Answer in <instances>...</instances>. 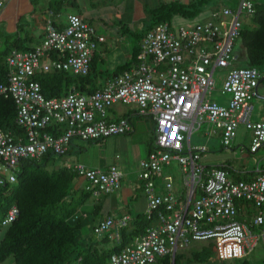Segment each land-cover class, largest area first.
Here are the masks:
<instances>
[{
    "label": "built area",
    "instance_id": "obj_1",
    "mask_svg": "<svg viewBox=\"0 0 264 264\" xmlns=\"http://www.w3.org/2000/svg\"><path fill=\"white\" fill-rule=\"evenodd\" d=\"M5 2L0 0V10ZM252 12V0H239L235 9L223 7L204 20L159 22L141 37L137 61L129 68L90 93L74 90L51 98L44 96L34 77L60 71L87 75L105 36L79 14H68L62 27L48 19L40 43L26 50L14 48L4 59L7 73L0 96L14 101L15 122L24 131L13 134L0 128V186L15 181L14 170L23 159H40L48 152L66 155L74 139L129 133L130 118L111 120L109 109L130 104L135 114L155 122L151 148L137 169L149 224L107 264H157L166 256L173 259L192 241L210 240L213 259L221 261L245 258L260 241L264 247V167L257 164L244 173L246 178H235L225 168L205 165L201 157L206 147L190 142L193 130L206 123L213 128L205 134L219 133L224 147L231 145L240 125L251 132V151L264 143V120L252 119V99L258 95L264 67L235 64L234 44L244 17ZM218 67L228 68L221 90L229 95L227 103L206 98L214 89ZM173 163L182 174L178 193L163 177ZM68 167L84 180L93 198L121 185L123 172L116 165ZM18 214L16 205L9 207L0 220V232ZM129 221L128 215H108L93 231L107 233L118 243Z\"/></svg>",
    "mask_w": 264,
    "mask_h": 264
},
{
    "label": "trees",
    "instance_id": "obj_2",
    "mask_svg": "<svg viewBox=\"0 0 264 264\" xmlns=\"http://www.w3.org/2000/svg\"><path fill=\"white\" fill-rule=\"evenodd\" d=\"M62 2L63 0H53V4L57 5L55 11L60 10L59 5ZM252 2L253 12L244 17L246 21H243L240 35L234 44L237 56L235 64L243 67H264V0ZM201 10V0L189 4L166 2L150 9L146 28L140 33H132L136 39L131 48L130 59L111 72L98 68L94 54L87 75L60 71L39 73L34 79L39 82L47 98L62 97L74 90L90 93L102 85L98 81L102 72L114 76L137 61L140 39L147 30L159 22L171 21L176 15L193 19L199 16ZM3 36L9 42L0 50V83L6 81V55L14 48H31L26 45L27 38L24 36L14 37L13 34L7 33ZM15 115L14 101L1 95L0 128L13 134H23L24 130L15 122ZM57 156L60 155L48 152L40 159L21 160L14 170L15 181L0 186V220L12 205H16L19 210L16 219L0 232V264L8 258H12L13 264H107L113 253L121 250L134 237L141 235L149 224L144 213L137 215L121 230L120 241L116 243L113 240L111 245H108L112 240L109 235L95 234L94 226L89 227V234H84L82 230L85 224L80 216L76 219H73V216L77 214L75 212L78 207L91 197L90 193L84 186L78 189L79 194L76 193L74 185L78 176L66 165L55 167L53 163ZM217 166L228 167L226 164ZM240 175L235 178L244 177ZM197 242L198 245L190 250L189 256L183 251H177L173 259L166 256L157 264H215L211 261L214 256L212 242Z\"/></svg>",
    "mask_w": 264,
    "mask_h": 264
},
{
    "label": "crops",
    "instance_id": "obj_3",
    "mask_svg": "<svg viewBox=\"0 0 264 264\" xmlns=\"http://www.w3.org/2000/svg\"><path fill=\"white\" fill-rule=\"evenodd\" d=\"M175 1L189 4L198 0H63L59 5L60 10L58 11H55L57 5L53 4V0H6L4 7L0 10V36H3L5 33L14 34L15 31L19 37H22L21 32H23V36L27 38L25 42L26 45L33 47L42 40L44 27L48 19H52L57 27H62L65 24L68 14H79L83 19L93 24L97 31L98 28H102L98 32L105 36V41L99 44L95 52L97 66L100 62L102 65L100 69L102 71L109 68L115 69V67L128 61L131 57V51H129L131 47H129L126 42V35H130L137 31L131 29H139L144 21H148V12L150 9L161 3ZM238 1L239 0H201L202 10L199 16L203 17L207 15L206 17H208L214 10H219L223 7L235 8ZM14 4L16 7L12 9ZM182 18L187 19L185 17ZM117 24H119V27L124 31L123 33H120L118 29L115 30ZM103 29L107 31V34L103 32ZM125 30H128V32ZM106 64L109 68L103 67V65ZM103 73L104 72L101 73L98 79L102 84L108 78L112 77L111 74L107 75ZM101 78L104 80H101ZM122 115H125V111L122 110L118 104L113 105L109 109V119L111 120ZM132 128L131 131L134 129ZM217 134L219 135V133ZM72 148H79L74 140L66 155L71 154ZM150 148V143H148L143 149L144 152H141V154L137 156V159L139 160L145 157ZM116 158H118V154H116ZM137 159L135 162L138 163ZM66 163H64L66 166L72 165L69 164V162ZM203 163L205 165L226 164L228 167L225 169H227L233 177H235L234 175H236L237 172L228 162L217 163L213 161H204ZM112 165H116L123 172L120 187L112 193L103 194L97 198L90 197L84 204L80 205L75 212L80 216L85 226L90 228L108 215L114 218L128 215L130 217V224L133 218L137 215H142L146 209V200L141 181H139L138 178L134 179L130 177V175L125 174L126 170L124 168H126V163L124 161L121 165H118V163ZM85 166L93 167L88 165ZM246 172L240 173L244 174ZM244 178H246L245 174ZM80 180H76L74 185V188L77 190H80L84 186V180H82V182H80ZM161 182V180L158 181L159 184H161Z\"/></svg>",
    "mask_w": 264,
    "mask_h": 264
},
{
    "label": "rangeland",
    "instance_id": "obj_4",
    "mask_svg": "<svg viewBox=\"0 0 264 264\" xmlns=\"http://www.w3.org/2000/svg\"><path fill=\"white\" fill-rule=\"evenodd\" d=\"M16 5L12 6V9L15 8ZM205 16L194 17L191 20L198 21L204 20ZM185 19L176 15L172 18L171 22L174 24H179L184 22ZM148 24V21H144L139 29H131L137 30L136 32L140 33L144 30L145 26ZM117 27V28H116ZM115 30L118 29L119 32L123 33L122 28L117 24ZM119 27V28H118ZM102 28H98V31ZM128 32V30H125ZM103 32L107 34V31L103 29ZM119 33V34H120ZM9 34V33H7ZM23 37V32H21ZM14 37L18 36L17 32L14 31ZM12 36V37H13ZM11 37V40H12ZM135 36L130 34L126 35V42L129 47L135 44ZM8 40L4 36H0V50H3L6 47V43L8 44ZM130 48V49H131ZM129 49V51H131ZM102 65L99 62L98 68H101ZM104 68H109L106 65H103ZM108 72H111L113 69H107ZM228 71V68H220L218 67L213 76L215 78L214 89L206 94V98L217 101L219 103H227L229 100L228 94L221 93L223 82L225 75ZM104 74V73H103ZM101 80H104L101 78ZM259 97H254L252 99L253 104V112L252 118L254 120H264V79L261 81L258 89ZM122 110L125 111V115L130 118V122L133 129L130 133L126 135L119 136H109L104 140H93V141H82L79 139H74V141L78 144L79 148H72V152L69 155L57 156L53 165L56 167L64 165V163L69 162V164L80 163L83 165L93 166L95 168L106 169L108 166L124 161L126 163V175H130L132 178H137V169L138 163L135 162L137 156L143 153V149L153 140V126L154 120L150 117H143L135 114L136 108L130 104H118ZM236 136L234 137L231 145L229 147H224L221 143V136L216 134L207 135L205 134L207 128H213V125L210 124L207 126L206 123H202L199 128L193 130L190 142L191 145H199L205 144L206 151L202 153V161L207 162H228L230 166L236 170V176H239L240 172L252 171L254 167L258 164L260 168L264 167V143L259 146L256 151L250 150L251 145V132L243 126H238ZM129 139V141H128ZM184 145L186 143L184 142ZM116 154H118V158H116ZM136 158V159H135ZM144 158V157H142ZM138 160V159H137ZM140 160V159H139ZM138 160V161H139ZM67 164V163H66ZM241 177L244 175L241 174ZM246 176V175H245ZM163 177L165 179L171 180L175 191L178 193L182 188V174L179 170L177 164L173 163L170 167L164 170ZM244 178V177H243ZM82 178H77V181ZM83 180V179H82ZM80 180V182H82ZM84 184V182H83ZM79 194V190L76 192ZM84 234L90 233V228L88 226H84L83 228ZM113 240L108 242V245H111ZM205 243L211 242L210 240H205ZM199 242L192 241L187 248H184L180 251L186 253L187 256L190 255V250L195 248ZM214 255V252H213ZM215 264H241L244 262L245 264H264V247L261 241L258 245L243 259H231L222 261L211 259ZM1 264H13L12 258H8L5 262ZM196 264V263H191Z\"/></svg>",
    "mask_w": 264,
    "mask_h": 264
},
{
    "label": "water",
    "instance_id": "obj_5",
    "mask_svg": "<svg viewBox=\"0 0 264 264\" xmlns=\"http://www.w3.org/2000/svg\"><path fill=\"white\" fill-rule=\"evenodd\" d=\"M257 97H259V95H257Z\"/></svg>",
    "mask_w": 264,
    "mask_h": 264
}]
</instances>
